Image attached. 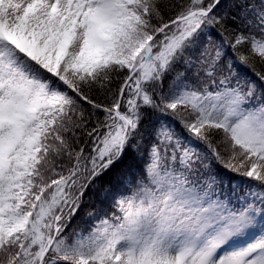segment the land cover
<instances>
[{
	"label": "snow or ice",
	"instance_id": "obj_1",
	"mask_svg": "<svg viewBox=\"0 0 264 264\" xmlns=\"http://www.w3.org/2000/svg\"><path fill=\"white\" fill-rule=\"evenodd\" d=\"M0 264H264V0H0Z\"/></svg>",
	"mask_w": 264,
	"mask_h": 264
},
{
	"label": "trees",
	"instance_id": "obj_2",
	"mask_svg": "<svg viewBox=\"0 0 264 264\" xmlns=\"http://www.w3.org/2000/svg\"><path fill=\"white\" fill-rule=\"evenodd\" d=\"M132 166H136V165L133 164ZM126 174H131V167L129 166V162H127V161H126L125 165H122L120 167L118 172H116V173H114V174H112L106 178L105 187H107V188L117 187L120 183L121 177L125 176ZM108 204H110V203H105L103 206L106 208V206ZM74 226H75V224H74Z\"/></svg>",
	"mask_w": 264,
	"mask_h": 264
}]
</instances>
